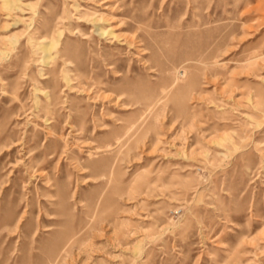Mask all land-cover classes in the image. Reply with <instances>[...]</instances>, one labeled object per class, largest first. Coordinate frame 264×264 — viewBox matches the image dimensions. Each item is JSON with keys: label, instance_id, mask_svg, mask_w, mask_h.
I'll use <instances>...</instances> for the list:
<instances>
[{"label": "rangeland", "instance_id": "obj_1", "mask_svg": "<svg viewBox=\"0 0 264 264\" xmlns=\"http://www.w3.org/2000/svg\"><path fill=\"white\" fill-rule=\"evenodd\" d=\"M0 264H264V0H0Z\"/></svg>", "mask_w": 264, "mask_h": 264}, {"label": "bare ground", "instance_id": "obj_2", "mask_svg": "<svg viewBox=\"0 0 264 264\" xmlns=\"http://www.w3.org/2000/svg\"><path fill=\"white\" fill-rule=\"evenodd\" d=\"M105 34V33H104Z\"/></svg>", "mask_w": 264, "mask_h": 264}]
</instances>
